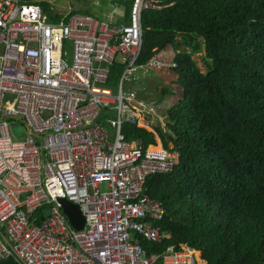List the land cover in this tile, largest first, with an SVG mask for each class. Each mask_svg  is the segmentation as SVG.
Listing matches in <instances>:
<instances>
[{
	"label": "built area",
	"instance_id": "obj_1",
	"mask_svg": "<svg viewBox=\"0 0 264 264\" xmlns=\"http://www.w3.org/2000/svg\"><path fill=\"white\" fill-rule=\"evenodd\" d=\"M166 6L132 0L128 23L117 25L77 13L50 22L33 2L0 0V262L203 264L187 245L157 249L171 232L145 182L171 172L177 153L144 149L122 133L165 123L160 105L124 86L145 68L167 66L155 58L135 65L142 14ZM115 55L125 67L112 89ZM59 199L77 206L81 230Z\"/></svg>",
	"mask_w": 264,
	"mask_h": 264
},
{
	"label": "trees",
	"instance_id": "obj_2",
	"mask_svg": "<svg viewBox=\"0 0 264 264\" xmlns=\"http://www.w3.org/2000/svg\"><path fill=\"white\" fill-rule=\"evenodd\" d=\"M110 2L123 8L126 23L131 0ZM164 3L141 16L135 62L146 67L170 48V64L160 59L167 65L161 69L172 72L182 93L163 111L164 125L153 129L162 147L178 155L171 172L145 182L148 196L165 210L162 229L171 232L157 249L187 245L203 264H264V0ZM37 5L48 21L62 18ZM200 53L204 73L192 57ZM124 67L115 55L107 87L117 85ZM122 133L144 149L156 146L144 129L124 125Z\"/></svg>",
	"mask_w": 264,
	"mask_h": 264
},
{
	"label": "rangeland",
	"instance_id": "obj_3",
	"mask_svg": "<svg viewBox=\"0 0 264 264\" xmlns=\"http://www.w3.org/2000/svg\"><path fill=\"white\" fill-rule=\"evenodd\" d=\"M110 1L113 0H36L34 4H45L49 7L52 13L62 16L72 11H76V13H84V11H87L90 15L95 16L98 14L101 19L109 20V18L114 19L115 16L122 14V8H114L109 6ZM171 56L172 50L167 48L163 52L159 53L158 59H164V63L170 64L169 60ZM192 57L200 71L204 73L205 71L202 62L203 53L194 54ZM64 60L68 65L70 64L69 47H67L64 51ZM136 76H140L142 79L139 78L133 81L134 77ZM134 77L130 79L129 83L124 86V90L126 91V89L129 87L138 93L140 89L141 95L144 99L157 101V105H163L162 109H160V114L167 110L171 102L174 104V102L177 101L182 95L180 89L172 84L173 80H175V77L170 71L148 68L144 69L142 72H137ZM138 80L142 81L139 83ZM162 91H169V93L161 95ZM157 116L158 113H156V118ZM156 118L153 122L156 121ZM154 138L156 146L151 147L149 145V149L160 148L159 138L156 135ZM105 189V186L101 188V190Z\"/></svg>",
	"mask_w": 264,
	"mask_h": 264
},
{
	"label": "water",
	"instance_id": "obj_4",
	"mask_svg": "<svg viewBox=\"0 0 264 264\" xmlns=\"http://www.w3.org/2000/svg\"><path fill=\"white\" fill-rule=\"evenodd\" d=\"M27 3L35 2L36 0H22ZM58 204L61 207L62 213L67 218L69 224L76 230H81L84 225V220L82 215L80 214L77 206L59 199ZM0 264H16L13 260H5L0 262Z\"/></svg>",
	"mask_w": 264,
	"mask_h": 264
},
{
	"label": "crops",
	"instance_id": "obj_5",
	"mask_svg": "<svg viewBox=\"0 0 264 264\" xmlns=\"http://www.w3.org/2000/svg\"><path fill=\"white\" fill-rule=\"evenodd\" d=\"M131 2H132V0H131ZM34 3V2H33ZM110 4H109V6H111V7H118V6H114L113 4H111L112 2H109ZM108 6V7H109ZM131 6V5H130ZM118 8H120V7H118ZM122 11H123V8H122ZM129 12H130V9H129V11H128V16H129ZM92 17V16H91ZM95 18H97V19H100V20H104V19H101L99 16H98V14L97 15H95L94 16ZM122 18H123V14H121V15H119V16H115V18L114 19H112V18H109V20H107L106 19V21H110L111 23H115V24H117V25H126L127 23H128V17H127V21H126V23H123L122 22ZM164 60V59H163ZM136 78L137 79H139L140 78V76H136ZM140 79H142V78H140ZM116 87V85L114 86V87H112V89H114ZM126 90H133V89H131V88H127ZM134 91V90H133ZM136 92V91H135ZM136 94H137V92H136ZM137 98L139 99V100H141V101H143V102H147V103H157V101H151V100H147V99H144V98H142L141 96H138L137 95ZM176 102V101H175ZM174 102V103H175ZM173 102H171L170 103V106H172L173 104H172ZM160 105V104H159ZM161 107V109H162V107H163V105L161 104L160 105ZM169 106V107H170ZM168 107V108H169ZM167 108V109H168ZM158 116H160V117H162L163 118V112L160 114V111H158ZM155 127H160V125H158L157 123H156V126H153V128H151V129H146L147 130V132H151V133H153L154 134V136L156 135L155 133H154V128ZM157 136V135H156ZM151 146V145H150ZM170 146V145H169ZM160 147H162V144H161V141H160ZM163 148V147H162ZM198 252V251H197ZM198 254L200 255V252H198ZM200 257H201V255H200ZM201 262H203L202 261V258H201Z\"/></svg>",
	"mask_w": 264,
	"mask_h": 264
},
{
	"label": "bare ground",
	"instance_id": "obj_6",
	"mask_svg": "<svg viewBox=\"0 0 264 264\" xmlns=\"http://www.w3.org/2000/svg\"><path fill=\"white\" fill-rule=\"evenodd\" d=\"M151 150H154V149H151Z\"/></svg>",
	"mask_w": 264,
	"mask_h": 264
}]
</instances>
